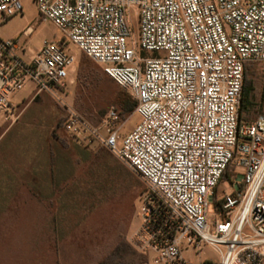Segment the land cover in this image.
<instances>
[{
	"label": "built area",
	"instance_id": "obj_1",
	"mask_svg": "<svg viewBox=\"0 0 264 264\" xmlns=\"http://www.w3.org/2000/svg\"><path fill=\"white\" fill-rule=\"evenodd\" d=\"M34 3L37 21L64 38L37 50L0 39V120L15 117L17 95L32 85L31 98L60 109L59 129L76 144L105 149L136 174L147 191L135 239L153 264H264V115L239 117L245 67L264 64V0ZM21 10L0 0V24ZM69 44L135 102L140 121L128 135L113 128L115 111L93 123L68 104ZM203 247L217 262L183 256Z\"/></svg>",
	"mask_w": 264,
	"mask_h": 264
},
{
	"label": "rangeland",
	"instance_id": "obj_2",
	"mask_svg": "<svg viewBox=\"0 0 264 264\" xmlns=\"http://www.w3.org/2000/svg\"><path fill=\"white\" fill-rule=\"evenodd\" d=\"M18 1L21 13L0 24V39L18 38L33 50L63 40L51 22L37 21L34 0ZM130 18L136 32V10ZM28 27L33 33L24 40ZM67 52L76 60L68 104L93 123L111 110L118 115L114 91L128 95L74 45ZM252 72L255 107L248 121L264 115V64H252ZM32 89L17 95L12 120H0V264H153V254L135 239L145 184L107 150L76 144L57 127L60 109L46 96L32 99ZM139 121L133 112L118 115L113 128L124 137ZM183 256L217 262L208 247L199 257Z\"/></svg>",
	"mask_w": 264,
	"mask_h": 264
},
{
	"label": "trees",
	"instance_id": "obj_3",
	"mask_svg": "<svg viewBox=\"0 0 264 264\" xmlns=\"http://www.w3.org/2000/svg\"><path fill=\"white\" fill-rule=\"evenodd\" d=\"M252 73H253L252 64H249L245 67L244 70L241 104L239 110V117L247 121H248L247 115L250 114L255 107L254 94H253L254 93L253 81L250 77ZM114 95H115L116 105L118 106L119 109L118 110L119 116L129 115L134 111L136 104L132 99H130L128 96H126L117 89L114 91ZM60 125L61 122L59 121L57 127L60 128ZM226 177H228V173H226L223 176V180Z\"/></svg>",
	"mask_w": 264,
	"mask_h": 264
}]
</instances>
